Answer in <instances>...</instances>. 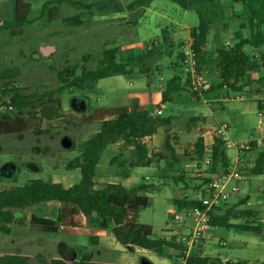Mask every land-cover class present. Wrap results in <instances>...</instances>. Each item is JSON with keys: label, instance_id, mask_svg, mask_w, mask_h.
<instances>
[{"label": "rangeland", "instance_id": "1", "mask_svg": "<svg viewBox=\"0 0 264 264\" xmlns=\"http://www.w3.org/2000/svg\"><path fill=\"white\" fill-rule=\"evenodd\" d=\"M24 1L31 5V9L27 22L22 25L14 19L16 0H0V75L18 70V76L10 84L24 89L27 94L57 90L63 86V79L72 80L84 70H98L103 52L110 48H119L124 61L128 55L137 57L150 49L153 53L145 55L142 62L135 59L130 65L132 74L128 76L103 79L92 91L71 89L57 95L56 98L61 101L62 118L54 111L47 110L37 119L31 118L28 124L31 127L25 132L0 133V189L23 186L35 179L65 182L66 186L73 184L69 176H81L79 170L73 167L75 159L80 156L85 142L99 131L101 121L109 119L112 112L136 105L152 111L164 106L162 117L174 116L175 120L171 127L162 128L153 138H148L146 144L153 154H163L166 159L160 160L159 166L156 164L155 168L132 170L127 165L124 171L118 165L110 167L111 150L108 148L97 167V175L100 177L98 187L104 185L102 179L128 188L140 185L145 180L155 185L154 190L147 194L153 199V207L140 213L139 222L151 227L156 237L169 236L167 230L176 229L169 215L179 212L173 199L202 196L199 195L198 184L206 178L208 165L203 162L200 166L187 157L193 152L197 138L208 131L212 136L215 129H221L224 124L230 127L225 138L232 143L247 141L251 136L258 137L264 130V116L258 111L257 104L240 102L237 97L243 94L231 93V98L224 103L225 109L221 111L220 103L212 101L225 98L217 91L202 97L201 102L191 94H182L176 97L177 103L163 104V87L172 76V63L179 61V44H186L189 31L199 23L195 11H185L168 0H154L150 5L132 11L128 10V6L135 0ZM219 1L225 7V17L212 29L209 41L213 45L219 34L223 43L232 44L234 33L241 23L233 17V12L239 14L241 10L236 5L233 9L227 0ZM47 2L49 5L44 7ZM165 30L167 34H164ZM174 34L178 37L173 38ZM244 34L249 36L246 30ZM44 47L52 48L50 55L43 56L41 49ZM212 49L213 46L210 52L214 55ZM247 51L250 55L259 54L249 48ZM208 69V80L219 85L220 74L216 68L210 65ZM262 75L259 72L253 76L258 79ZM7 81L0 79V90ZM253 90L248 92L254 95ZM95 109H105L109 113L96 114L93 122L87 117ZM29 113H26L25 119L33 111ZM214 113L217 121L211 116ZM15 115L14 110L0 106V121ZM193 117L202 120L189 128ZM167 136L172 140L179 163L171 159V153L165 147ZM67 143L72 144V147L67 148ZM116 147L117 150L121 148L119 145L111 146ZM261 152H264V139L252 153L245 152L247 161L243 165L246 167H240L241 164L239 167L240 170L248 171L250 178L240 184V198H233L225 207L234 206L236 212H253L250 218L234 220V223L249 222L259 227V231L250 233L233 228L209 227L198 247L204 256L220 259L224 264L264 262V175L255 177L249 172L253 168L249 166L255 165ZM228 153L234 156L236 150L230 149ZM132 157L131 151L126 153V159ZM104 164L107 167H103ZM129 170L133 171V175L128 180L123 179ZM111 172L112 178L107 180ZM183 173L186 177L180 182L176 178ZM167 181L176 186H167ZM29 212L38 217L56 218L55 209L47 204L29 208L23 213L26 219ZM192 224V221L187 222V225ZM91 234L86 230L74 229H67L62 234H47L32 230L28 224L12 225L9 235L0 232V247L12 253H18L20 248L25 252L31 249L30 254L37 257L60 254V243L69 241L84 247L81 251L86 252ZM223 242L226 246L221 245ZM152 255L160 257L154 252ZM181 256L173 252V255L161 257L160 260L167 264H181ZM136 259L139 260V256Z\"/></svg>", "mask_w": 264, "mask_h": 264}, {"label": "trees", "instance_id": "2", "mask_svg": "<svg viewBox=\"0 0 264 264\" xmlns=\"http://www.w3.org/2000/svg\"><path fill=\"white\" fill-rule=\"evenodd\" d=\"M154 0H135L128 6V10H134L150 5ZM185 11H195L199 16V23L191 28L190 36L193 48L196 52L198 72L204 74L210 63L215 62L220 71L221 83L217 87H211L207 92L194 90L191 77L185 72L183 66V54L178 53L179 61L173 65L176 75L169 79L162 91L163 104H175L174 95L179 93L191 94L198 102L204 95L226 89L228 93L244 94L248 88L257 85L254 93L257 97L264 94V0H227L234 9L240 5L242 11L239 14L233 12V17L241 21L239 29L234 33L233 43L222 42L219 34L215 39L220 43L214 55H210L206 48L212 29L218 26L225 17V7L219 0H168ZM47 2L44 7H47ZM79 5L82 3L79 2ZM209 7V8H207ZM120 8V7H119ZM31 5L24 0H16L14 6V19L18 24L27 22ZM75 20V19H74ZM249 32V36L244 31ZM167 34V31H163ZM182 47V44H179ZM251 49L257 55H250L247 49ZM131 53V52H130ZM152 49L137 57L128 55L126 61L121 56L119 48H110L103 52L101 67L95 71H82L81 75L72 80L63 79V86L57 90H49L43 94H27L20 87L10 84L19 74L7 71L0 75V79L8 80L4 88L0 90V106L15 111V117L9 116L8 120L0 121V133H20L27 131L29 121L37 119L47 110L54 111L62 118L61 101L56 96L67 90L92 91L97 83L103 79L116 76H128L132 74L131 64L142 62L145 55H152ZM88 56L85 57L87 60ZM262 72V77L252 79L251 76ZM85 100V99H83ZM257 108L264 111V101H257ZM33 111L29 118L25 119L26 113ZM152 112V111H151ZM150 111L138 106L117 110L111 113L109 119L100 122V130L88 139L79 157L75 159L74 169L79 170L81 180L70 188H65L60 183L44 181L41 179L31 180L23 186H13L0 189V232L6 235L11 233V226H25L23 212L34 206L50 202H58L56 218L48 219L33 215L28 225L32 230L47 234H58L61 229L83 227V218H96L99 227L110 230L119 244L130 252L142 249L154 252L161 257H166L176 251H182L174 239L156 237L154 230L139 222V215L143 210L153 207V199L147 196L154 190L155 185L143 181L140 185L127 188L120 183H107L98 187L96 182L97 167L104 153L115 144L121 145L122 153L111 160L110 165L124 168L129 165L130 169L152 167L165 160L163 154H153L149 146L144 142L146 138H152L160 129L171 127L175 117L154 118ZM109 113V112H108ZM95 115L92 116L94 122ZM200 117L191 118L189 128L201 121ZM165 147L171 153V159L176 163L180 160L176 157V150L170 136L165 140ZM252 153L257 148V143L251 144ZM210 150V164L205 174L206 178L198 184L199 195H206L213 174L227 170L231 167L232 160L222 138L208 149L203 136H199L194 144V149L187 157L191 162H197L201 166L205 162ZM131 151L133 157L126 159V153ZM246 152V151H245ZM242 151V156H245ZM123 160V161H122ZM255 177L264 175V152L256 158V163L249 170ZM129 177V175H127ZM185 173L176 179L184 181ZM165 181V180H163ZM166 183V181H165ZM184 183V182H183ZM188 185V184H187ZM167 186L174 187V183L167 181ZM187 187V186H186ZM244 203V202H243ZM173 204L181 212L185 209L201 207L200 198H174ZM245 204V203H244ZM227 203L216 208L210 213L211 228L236 229L244 232L259 231L255 224L234 223V220L250 218L253 212L245 210L236 212L234 206L225 209ZM19 215V216H18ZM170 214V219H171ZM64 244L59 245L60 254L63 253ZM184 255V254H182ZM179 257H177L178 259ZM66 259V258H65ZM71 263L62 260L53 261L52 264H102L92 263L89 256L72 258ZM30 258L19 255L0 256V264H28ZM143 264H152L148 259H141ZM187 264H224L220 259L204 256L198 248L193 250L188 257ZM235 264H243L237 262ZM258 264H264L258 263Z\"/></svg>", "mask_w": 264, "mask_h": 264}, {"label": "crops", "instance_id": "3", "mask_svg": "<svg viewBox=\"0 0 264 264\" xmlns=\"http://www.w3.org/2000/svg\"><path fill=\"white\" fill-rule=\"evenodd\" d=\"M236 7H237V9L240 8V10L242 11V8H241L240 5L237 4ZM238 13H240V12H238ZM190 31H189V33H190ZM172 36H173V38L174 37L175 38L178 37L177 34H174ZM190 39H191V36L189 35V39L188 40H190ZM188 40H185V42H187ZM211 44H212V42L209 41V44H208V46L206 48V51L210 55H212V53L210 52V47L213 46V49L212 50L213 51H216L217 48L219 47L220 43L216 41L215 43H213V45H211ZM174 64L175 63L173 62L172 63V66H171V69H172V76H171V78L174 75H176L175 69L173 68V65ZM210 65L214 66L216 68V70L218 71V73L220 74V71L217 68V64L215 62L210 63L209 66ZM209 66H208V68H209ZM208 68H207L206 72L204 73L205 74V80L210 85V88L213 87V86L214 87H217L218 85L212 84L208 80V77H207V73L209 72V69ZM251 78L252 79H257V78H254L253 75L251 76ZM220 83H221V81H220ZM256 87H257V85L254 84L252 87L248 88L247 91L243 94V96L237 97V100L240 101V102H244V101H248V102H252V103L255 102V104H257L256 101H258V100L264 101V94L261 95L260 97H257L255 95L254 91H255ZM253 88H254V90H253L254 95L253 94H250L248 92V91H252ZM217 92H220V94L224 95L225 98L224 99L216 98V99H214L212 101H215L216 103H220V106H219L220 107V110L223 111L225 109V105H224L225 101L229 100L232 95H231V93H228L226 89H221V90H219ZM182 94H184V93H179V94H175L174 95V99H175V102L176 103H177V98L176 97L178 95H182ZM210 94H212V93H210ZM204 96H207V95H204ZM136 106H138V105H136ZM138 107H140V106H138ZM256 107H257V105H256ZM140 108H142V107H140ZM162 108L164 109V106H162ZM142 109L149 110L150 112L152 111V110L146 109V108H142ZM102 112L103 113H108V112H106L105 109H95L92 113H90L88 115L87 118L91 119L93 115L100 114ZM260 113H261V116H264V111H262ZM211 116H213V119L216 120L215 119V113H214V115H211ZM225 125H227V124H224L223 126H225ZM223 126H222V128H223ZM227 126H228L227 130H229L230 127H229V125H227ZM222 128L221 129L219 128L217 130L215 129V131H214V133H213L212 136H211L212 133L210 131H208L206 134H203L202 135L204 137V139H205V142H206L207 147H208V140L209 139L211 140L210 143H209L210 146L208 147V149L211 148V146L215 142V139H217V138L226 139L225 138L226 132H223L222 131ZM147 139L148 138H146L144 140V142H146ZM255 143H257L258 146L261 145L258 142H255ZM115 145H119L121 147L120 144H115ZM109 148L111 150V157H110V161H109V165H110L111 160L114 157H116L119 154H121L122 153V150H121V148H118V150H117V147L116 148L109 147ZM237 155H238V152L237 151H236V153H235L234 156H231L229 154L230 158L232 157L231 160L233 159L232 160V163L234 162L235 157H237ZM99 165H100V163H99ZM126 166L127 165H125V167ZM155 166H156V164H155ZM103 167H107V164H104ZM110 167H115V166H111L110 165ZM124 168H121V169H124ZM152 168H155V167L152 166ZM125 170L126 169H124V171ZM111 174H112V172L109 173L110 177L107 180H109L110 178H112V175ZM126 174L129 175V177L127 175H125V177L123 179L128 180L133 175V171L129 170ZM69 177H71V180L70 181L73 182V184H71V185L66 186V183L65 182H62L61 183V182H55L54 181V183H60V184L64 185L65 188H70L73 185L79 183L80 180H81V176L79 178L78 176H74L73 177V176L70 175ZM99 178L100 177H98V175H97V177H96L97 184H98V181H99L98 179ZM104 180L105 179H102L101 180L102 183H104V184H107V183H117V182H114V181H108L107 182V181H104ZM125 187H127V186H125ZM46 204L50 208L53 207L55 209V213H56L57 208L60 206L58 202H50V203H46ZM28 215H29V217L27 219L24 216L26 224L29 223V221L31 220V218H32V216L34 214H31L29 212ZM48 219H51V218H48ZM70 229H74V230H77V231H79V230L80 231L86 230V231H89V233H92L90 235L89 239H88L89 240V244L87 246V248H89L88 251H86V252L81 251L84 247H79V244H77V243H70L69 241H63V242L60 243V244H64V248H63V253L62 254H59V253L58 254L57 253L51 254L50 253L48 256L47 255H40V256L34 257L32 254H30V252H31L30 250L31 249H29L28 252H25L24 249L20 248L19 251H18V253H12L7 248H4V247L2 248V246H1L0 247V256H5V255L26 256V257H29L31 259L28 264H52L53 261H56V260H62L65 263H71L72 262L71 260H73L72 258H81V257H84V256L91 257V259H92L91 262L92 263H102V264H143L142 261H141L142 258L148 259L150 262H152V264H167L165 261L160 260L161 259V256L160 257L153 256L151 251L142 250V249H135L134 252H130L127 248H125L124 246H122L121 244H119L117 242V240L115 239L113 233L110 230H103V229H101L99 227V221L96 218H91L89 220L86 219V218H83V227H81V228H70ZM66 230H67L66 228L61 229L58 234H62ZM40 243L43 244V241L40 240ZM136 256H139V260L136 259Z\"/></svg>", "mask_w": 264, "mask_h": 264}, {"label": "built area", "instance_id": "4", "mask_svg": "<svg viewBox=\"0 0 264 264\" xmlns=\"http://www.w3.org/2000/svg\"><path fill=\"white\" fill-rule=\"evenodd\" d=\"M226 45H229L226 43ZM178 53L183 54V66L185 72L191 77L192 86L194 90L199 92H207L210 90V85L206 82L204 74L198 72L196 52L193 48L192 40H188L186 44L178 48ZM164 113L163 108L152 111L151 114L154 118L161 117ZM228 126L222 128L226 132ZM264 139V130L260 132L258 137L251 136L247 141L232 143L228 139H224L226 149H235L238 152L235 162L227 170L213 174L209 189L206 195L200 197L201 207L185 209L181 212L171 215V222H175L176 229H168L169 236L166 239H174L175 243L182 248V251H176V254H184L180 258L181 264H187L188 257L193 250L199 247L202 240L205 239L206 232L210 225V213L216 208L228 203L233 198H240L241 189L240 184L249 180L250 176L248 171L240 170V167L247 161L242 156V151L252 150L251 144ZM206 165L210 164V150L204 162ZM239 164L240 167H239ZM253 167V166H249ZM188 221H192V225H187ZM226 246V243H222Z\"/></svg>", "mask_w": 264, "mask_h": 264}, {"label": "water", "instance_id": "5", "mask_svg": "<svg viewBox=\"0 0 264 264\" xmlns=\"http://www.w3.org/2000/svg\"><path fill=\"white\" fill-rule=\"evenodd\" d=\"M41 52H42L43 56H48V55L51 54L52 48L44 47V48L41 49ZM66 147L67 148H71L72 147V144H68L67 143L66 144Z\"/></svg>", "mask_w": 264, "mask_h": 264}]
</instances>
